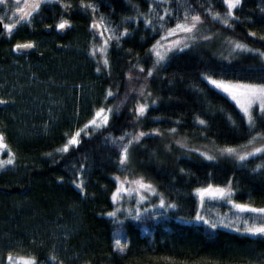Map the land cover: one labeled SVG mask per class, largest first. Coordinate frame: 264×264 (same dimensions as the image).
<instances>
[{
	"label": "trees",
	"instance_id": "trees-1",
	"mask_svg": "<svg viewBox=\"0 0 264 264\" xmlns=\"http://www.w3.org/2000/svg\"><path fill=\"white\" fill-rule=\"evenodd\" d=\"M91 2L99 5L100 14L112 25L121 31L127 28L132 34L122 39L119 46L111 44L109 69L102 68L97 73L95 61L88 54L101 41L93 40L91 18L76 9L79 0H71L72 29L59 41L58 49L42 46L41 59L14 64L0 44V99L10 101L0 105V133L6 137L16 160L15 165L0 170V264H8L9 254L14 261L34 257L37 264H264V241L260 238L225 228L212 231L206 225L189 222L200 209L195 188L207 182L226 186L230 181L236 202L264 207V176L252 171L264 160L250 158L247 167H240L219 156L218 151L228 146L241 152L251 151L264 146V140L241 147L249 139L240 136L246 122L241 123V114L233 102L211 91L202 79L228 61L237 71L259 63L251 54H235L229 42L264 51V41L258 39L264 35V0H243L242 8L234 12L240 23L232 29L211 21L200 7L205 0H178L181 12L195 9L204 20L200 39L203 35L219 38L178 54L158 68L153 77L138 72L139 67L145 72L151 69L144 57L156 42L153 33L142 22L139 27L124 23L132 18L139 20L133 6L148 13L145 0ZM209 2L213 14L225 13L226 6L219 0ZM169 5L175 14L176 0H169ZM57 13L61 16L62 9ZM249 32H256L257 37H250ZM129 75L133 77L131 83ZM109 88L118 92V98L106 101ZM141 90L143 97L138 95ZM126 93L127 103L122 104ZM152 101L156 102L155 107ZM137 103L149 105V118L140 123L133 115ZM101 106L119 107L118 115L114 113L110 120L111 131H105L103 136L90 134L91 139L83 140L79 152L61 158L56 150L65 143V134L82 127ZM198 119L206 121V130L195 123ZM172 128H176V133H171ZM139 131L160 135L146 136L139 146L134 144L129 171L121 172L117 170L119 157L114 145L105 137L118 139L125 133ZM199 152L214 156L215 164L209 166L210 162L202 160ZM49 153L53 156L49 157ZM68 158L74 163L84 159L83 179L87 187L83 196L70 183ZM181 169L189 173L187 178ZM208 173H212L211 181H206ZM117 176L121 181L143 177L166 203L177 204L174 210H163L166 215L159 219L126 221L122 236L129 247L125 253L114 251L116 226L106 216L115 210L110 196L115 187L112 178ZM151 199L158 202L155 197ZM218 210L225 219L235 218V210L229 205L221 204ZM207 215L212 222L219 218L213 213ZM50 257L55 260L50 261Z\"/></svg>",
	"mask_w": 264,
	"mask_h": 264
},
{
	"label": "snow or ice",
	"instance_id": "snow-or-ice-1",
	"mask_svg": "<svg viewBox=\"0 0 264 264\" xmlns=\"http://www.w3.org/2000/svg\"><path fill=\"white\" fill-rule=\"evenodd\" d=\"M219 2L226 6L224 16H221L219 13L213 14L212 5L209 0H205V3L200 7L206 11L212 22H219L226 29H232L234 24L240 23L239 18L234 15V12L242 8L243 0H219ZM145 3L149 6L147 14L141 13L138 6H133L139 20L132 18L124 21V23H129L136 27H139V24L142 22L146 30L153 33L152 39L156 41L148 48L144 57V63L151 65V69L145 72L143 67H139V73H143L147 77H153L154 72L158 68L166 66L178 54L190 52L201 43L211 41L212 38L208 35H203L202 39H200L202 35L200 29L204 27V20L195 9L181 12L180 7L182 6L176 0L178 6L174 10V14L170 10L169 0H145ZM53 4L58 5L62 9V16L56 23L55 29L60 32L71 29L73 25L70 23V18L74 11L71 0L63 3L61 0H0V6H3L0 8V11H3V15H0V30H2L0 34L6 35L11 40L13 34L20 27L26 24L30 25L33 19L40 16L46 6ZM152 5L155 6L153 7ZM76 9L91 18L90 29L93 33V40L99 39L101 41L98 47L94 45L88 53L95 61L96 72L100 73L102 68L109 69L108 52L111 44L115 43L119 46L122 39L130 37L132 34L129 33L127 28H123L121 31L118 27L112 25L110 21H107L100 14L99 5L91 2V0H88V2L79 0ZM65 16L69 18L66 19L64 18ZM97 16H99V20H97ZM229 21H232V23H229ZM169 24L174 26H169ZM48 28L51 29L52 25H48ZM105 33H107L106 38ZM248 35L250 37H257L256 32H249ZM157 36H159V39H156ZM258 39L259 41H264V35H260ZM35 48V42H17L13 47V51L20 53ZM161 49H163V54ZM232 50L235 54H251L259 60V63L249 64L242 70L237 71L231 67V61H228L218 68L212 69L211 75L203 76L202 79L210 86L211 91L217 92L223 99L233 102L234 107L239 110L241 123L244 124L246 122V127L240 129V136L249 138L248 143L241 147L248 148L255 141L264 140V131H262L264 130V51L241 43H235L232 46ZM129 54L131 53L129 52ZM212 76L220 78H212ZM128 79L130 83L133 81L131 75H129ZM138 79L139 77H137V81ZM138 95L143 97V90ZM148 95L150 96V93ZM108 98H118V92L114 93L109 88L106 91V101ZM127 100L128 93H126L121 103H127ZM9 103L10 101L8 100L0 99V105ZM155 105L156 102L152 101V106L155 107ZM148 111L149 105L147 103H137L133 111V115L137 118L136 122L140 123L149 118ZM114 113L118 115L119 107L113 109L101 106L93 112L92 118L85 122L82 127L73 132L66 133L65 143L56 150L61 155V158L67 157L70 153L74 155L79 152L83 140L91 139L90 134L99 133L103 136L105 131L110 132V120H112ZM154 119H159V117ZM195 123L199 126H204L205 130L207 129L205 120L198 119ZM229 123H232L230 119ZM170 131L174 134L176 133V128H172ZM152 135H160V133L139 131L138 133H125L118 139L105 137L106 142L111 141L113 143L114 150L119 157L116 162L118 166L117 170L121 172L129 171L127 165L131 157L130 149H132L134 144L139 146L144 137ZM178 147L183 149L184 145L179 144ZM186 151L195 152L196 150L186 149ZM218 151L219 156L237 162L240 167H247V162L250 158L253 160L257 158L264 160V146L255 147L253 150L246 152H241L237 147L231 146L221 148ZM0 152H4L7 155V159H0V169L15 165V154L8 148L6 137L3 133H0ZM48 155L49 157L53 156L52 153ZM199 156L202 160L210 162L209 166H213L216 162L214 156L207 155L205 152H199ZM66 163L70 165L72 171L70 183L78 190L80 195H85L87 184L83 179V175L86 172L84 159L81 158L74 163L68 158L66 159ZM77 164L80 167H77ZM180 171L184 177L187 178L189 176V173H185L183 169ZM252 171L264 176V164L257 165ZM212 179V173H208L206 181H211ZM112 180L115 187L110 196V201L115 206V210L107 212L106 216L116 226L113 232L114 251L125 253L129 247L128 243L123 242L126 240V237L122 236L126 221L143 222L146 219H159L166 215V211L163 210H174L177 208V204L166 203L163 195L158 193L151 183L145 182L143 177L121 181L120 177L117 176L113 177ZM132 185L136 186L135 190L130 187ZM194 195L198 198L199 208L202 211H195L194 220L189 221L190 223L206 225L212 231L225 228L243 236L256 237L264 241V207H255L249 203L236 202V194L232 190L230 181L226 186L207 182L203 186L196 187ZM152 197L158 200V204L151 199ZM221 203L229 205L231 209L235 210L232 213L235 219L229 217L216 223L206 219L205 215L202 214V212L206 213L209 207H215L221 205ZM125 204H135V207H124ZM120 216H123L124 219H119ZM212 231L209 232L210 236ZM49 259L50 261H54L55 257H50ZM7 260L8 264H16L11 254L8 255ZM19 262L20 264H37L34 257H20Z\"/></svg>",
	"mask_w": 264,
	"mask_h": 264
},
{
	"label": "flooded vegetation",
	"instance_id": "flooded-vegetation-1",
	"mask_svg": "<svg viewBox=\"0 0 264 264\" xmlns=\"http://www.w3.org/2000/svg\"><path fill=\"white\" fill-rule=\"evenodd\" d=\"M2 7L3 6H0V8ZM58 9H61V7L55 4L46 6L42 10L40 16L33 19L30 25L26 24L20 27L18 31L13 34L11 40H9L6 35L0 34V44L3 43L4 47L7 49L6 55L9 57L10 62L14 64H25L30 62L33 58L41 59L44 55V51H40L42 46L46 47L49 45L53 50L58 49L59 41H62L68 35V31L72 29L63 32L55 29L56 23L62 16L57 13ZM0 15H3V11H0ZM64 18L68 19L69 17L65 16ZM71 18L70 23L73 25ZM48 25H52V28L49 29ZM17 42H35L36 48L29 52L17 53L13 51V47Z\"/></svg>",
	"mask_w": 264,
	"mask_h": 264
},
{
	"label": "rangeland",
	"instance_id": "rangeland-1",
	"mask_svg": "<svg viewBox=\"0 0 264 264\" xmlns=\"http://www.w3.org/2000/svg\"><path fill=\"white\" fill-rule=\"evenodd\" d=\"M225 15V13L224 14H222L221 16H224ZM230 22V21H229ZM105 36L107 37V33H105ZM212 38H219V36H216V37H212ZM231 43V47L236 43V42H232V41H230ZM238 43V42H237ZM161 51H162V54H163V49H161ZM0 159H7V155L4 153V152H0ZM1 170V169H0ZM132 189H135L136 188V186H134V185H132V186H130ZM155 203H157L158 204V202H155ZM221 204H223V203H221ZM134 206H135V204H134ZM124 207H129L128 205H124ZM218 208H219V205L218 206H215V207H209V210L207 211V212H209V213H213V214H215V215H217V217H219V218H216L217 219V221H216V223H218L220 220H222V219H225L223 216H222V214L219 212V210H218ZM225 208V207H224ZM166 210H168V209H166ZM199 211H202L201 209H199ZM207 212L206 213H204V212H202V214H204L205 215V218L206 219H208L209 220V217H208V215H207ZM221 216V217H220ZM226 218H229L228 216H226ZM233 219V218H232ZM235 219V218H234ZM16 262V264H20V262H19V258L15 261Z\"/></svg>",
	"mask_w": 264,
	"mask_h": 264
},
{
	"label": "water",
	"instance_id": "water-1",
	"mask_svg": "<svg viewBox=\"0 0 264 264\" xmlns=\"http://www.w3.org/2000/svg\"><path fill=\"white\" fill-rule=\"evenodd\" d=\"M29 51H31V50H25V51H23V52H29Z\"/></svg>",
	"mask_w": 264,
	"mask_h": 264
}]
</instances>
